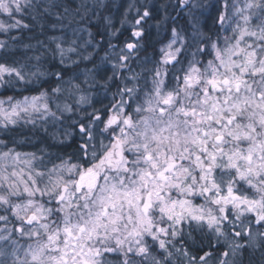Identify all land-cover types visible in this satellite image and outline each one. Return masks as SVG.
Here are the masks:
<instances>
[{
  "label": "snow or ice",
  "instance_id": "snow-or-ice-1",
  "mask_svg": "<svg viewBox=\"0 0 264 264\" xmlns=\"http://www.w3.org/2000/svg\"><path fill=\"white\" fill-rule=\"evenodd\" d=\"M96 7L0 0V34L13 44L25 33L35 40L22 43L32 53L22 58L0 40V90L35 93L0 98L5 134L21 122L63 123L88 101L81 94L69 103L102 69L71 70L94 58L92 40H82L85 32L93 37ZM171 7L187 9L191 31L171 27L167 43L144 57L151 66L135 72L131 61L140 60L155 5L128 3L121 23L130 36L108 45L116 59L103 86L118 71L120 83L109 104L72 120L64 132L76 140L71 153L54 162L46 148L37 156L18 151L15 138L0 140V264H244L247 249L264 260V0ZM208 8L217 13L215 37L196 16ZM161 10L158 26L168 5Z\"/></svg>",
  "mask_w": 264,
  "mask_h": 264
},
{
  "label": "trees",
  "instance_id": "trees-1",
  "mask_svg": "<svg viewBox=\"0 0 264 264\" xmlns=\"http://www.w3.org/2000/svg\"><path fill=\"white\" fill-rule=\"evenodd\" d=\"M162 1L168 2V8L172 9L171 2L173 0H137L138 4H153L155 8H153L154 17L153 19L147 21L144 24L145 34L143 38L139 41L143 48L137 52L136 55L139 56L140 60L137 61L133 59L131 61V68L135 72H140L142 67H149V65H144L142 63L145 56H152V53L159 49L160 46L164 43H167L168 39L171 36V27L175 26L177 28L183 29L184 31L188 32L191 31L190 28V19L188 17H183L179 20H170L161 21L160 25L158 26L156 21L160 20L162 16H164V11L161 10L157 12V9L160 8ZM81 2V0H78ZM89 4L95 3L97 7L94 10L93 15H91L90 20L91 23L89 25V30L93 33V37H89L88 33L85 32L83 35V41H87L89 39L92 40L93 47L89 48V52H93V59L91 63H81L79 65V69L72 68L71 71L77 70H84L85 68H93L94 65H98L102 71L99 73L89 74V80L87 84H83V92L88 91L91 100L88 104L80 105L79 111L76 115H70L68 120L65 119L62 125H55L52 120H48L46 123L43 121H37L35 127L32 125L24 126L21 123L18 127L15 128L14 131L5 134V132L1 129L0 130V140H11L15 138L17 141H21L17 144V150L21 152H35L37 156L41 155L39 151L41 148H46L48 153L52 154V158L55 162V156L57 155H67L73 151L75 147L76 140L74 139H65L63 130H71V122L74 119H80L85 113L92 112L93 108H100L102 105L109 104L111 101V94L113 91L116 90L117 84L120 83V72H117V80L115 83H111V87L105 88L104 80L107 79L108 76L112 75V65L105 61L104 56L105 53H109L111 51L108 48V45L111 44H118L121 46L125 43L130 36V26L129 24L125 23L122 24L121 20L124 18L125 8L127 7L128 3L132 2V0H87ZM72 7H75V4H72ZM143 11V9H141ZM217 15L215 8H211L207 15L209 16V21L212 22L213 16ZM105 17L110 18L111 24L109 25ZM200 17V16H199ZM197 17V19L199 18ZM135 17V10L128 15L127 19L129 21L134 20ZM199 20V27L201 31L206 33L205 29L207 24L205 25V20ZM88 23L87 21L85 22ZM212 25V23H211ZM103 33V35H101ZM109 33H115L113 36H109ZM49 35H59V33H48ZM208 34V33H207ZM12 35L16 36L19 35L16 32H13ZM31 33H25L23 41H17L13 44L9 37L0 34V40L8 41L9 43V51L14 53L15 58H22L25 55H31L32 53H25L23 47L21 46L22 43H35V40L27 39L28 36H31ZM215 37V34H208ZM36 39H45L43 36H37ZM100 41V44L97 46L96 42ZM95 49V51H93ZM117 51V49H116ZM5 55L4 52H0V56ZM200 59V57H197ZM72 59H76L75 56ZM206 61L208 57H203ZM58 63V61H57ZM71 71L66 75H71ZM123 72L124 76H129L131 73L125 70H120ZM94 75V79L91 77ZM84 76H80V80H84ZM54 79V78H53ZM144 80L143 78L140 80V84L143 85ZM55 86V85H52ZM42 87H47V85H42ZM85 87V89H84ZM35 94L33 91L27 92H20L15 93L13 90L3 91L0 90V98L6 97L8 95H17L18 98L22 97L23 95H33ZM78 96V94H77ZM76 96V97H77ZM74 97L69 103H72L75 106V99ZM63 99L61 100V102ZM55 110V109H54ZM70 119V120H69ZM78 140V137L76 138ZM63 141V143H61ZM9 146H13L9 143ZM48 156H45V160L47 161ZM51 166L50 164L48 165ZM199 203V201H197ZM264 231V229H261ZM207 250V249H206ZM217 251H223V248L218 249ZM253 261V264H264V260H262V251H255L253 252L251 249H247L243 253V262L244 264H249V261Z\"/></svg>",
  "mask_w": 264,
  "mask_h": 264
},
{
  "label": "flooded vegetation",
  "instance_id": "flooded-vegetation-1",
  "mask_svg": "<svg viewBox=\"0 0 264 264\" xmlns=\"http://www.w3.org/2000/svg\"><path fill=\"white\" fill-rule=\"evenodd\" d=\"M201 3H203L205 6H207V5H209V4H211V3H213L214 2V0H199ZM175 3V0H173L172 2H171V4H174ZM162 4H165V5H169L168 4V2L167 1H162ZM211 10V8H208V10L204 13L205 15H207L208 14V12ZM199 11L200 10H197V13H196V16L197 17H199L200 15H199ZM165 14V13H164ZM167 15H168V18H170V20H174L173 18H177V19H175V20H179V19H181V18H183V17H187V15L185 14V12L184 13H177L176 11H174L173 9H171V8H168V13H167ZM206 18V19H205ZM198 19H201V20H205L206 21V23H205V25L207 24V27H206V29H205V31H206V34L208 33V34H215V32L217 31V29H212L211 31H209L210 30V28H212V25H211V23L212 22H210L209 21V16L207 17V16H200Z\"/></svg>",
  "mask_w": 264,
  "mask_h": 264
},
{
  "label": "rangeland",
  "instance_id": "rangeland-1",
  "mask_svg": "<svg viewBox=\"0 0 264 264\" xmlns=\"http://www.w3.org/2000/svg\"><path fill=\"white\" fill-rule=\"evenodd\" d=\"M200 2V1H199ZM201 3V2H200ZM201 4H203V3H201ZM204 5V4H203ZM187 12V9H185V13ZM198 14V13H197ZM188 18H190L189 16H187ZM124 44V43H123ZM123 44L121 45V46H123ZM116 45H118V44H116ZM119 51V48H117V52ZM108 55H109V59H107V60H105V61H107L108 63H111V65H112V63L115 61V59H116V57H114L113 55H112V52L111 51H109V53H108ZM105 57V56H104ZM209 58V57H208ZM151 65H149V67H150ZM83 75V74H82ZM84 76V75H83ZM83 80V79H82ZM84 89H85V87H84ZM78 94V96L76 97V98H78L79 97V95H81V94H83V95H85V96H87L88 97V101L86 102V103H84V104H82V105H85V104H88L89 103V101L91 100V98H90V94H89V92L88 91H84L83 93H77ZM92 97V96H91ZM63 99V98H62ZM61 99V100H62ZM73 99V98H72ZM63 102V101H62ZM53 110H54V108H53ZM67 120H68V118H67ZM70 120V119H69ZM21 123H23V122H21ZM1 130V129H0ZM3 130V129H2ZM63 132H65V130H63ZM66 139V138H65ZM70 139V138H69ZM69 139H67V140H69ZM9 147H12V146H9ZM210 264H211V262H210Z\"/></svg>",
  "mask_w": 264,
  "mask_h": 264
},
{
  "label": "bare ground",
  "instance_id": "bare-ground-1",
  "mask_svg": "<svg viewBox=\"0 0 264 264\" xmlns=\"http://www.w3.org/2000/svg\"><path fill=\"white\" fill-rule=\"evenodd\" d=\"M62 124H63V123H55V125H58V126H59V125H62Z\"/></svg>",
  "mask_w": 264,
  "mask_h": 264
}]
</instances>
